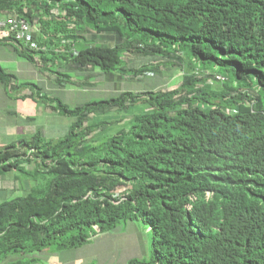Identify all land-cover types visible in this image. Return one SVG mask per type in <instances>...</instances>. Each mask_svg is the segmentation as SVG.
<instances>
[{
  "label": "trees",
  "instance_id": "16d2710c",
  "mask_svg": "<svg viewBox=\"0 0 264 264\" xmlns=\"http://www.w3.org/2000/svg\"><path fill=\"white\" fill-rule=\"evenodd\" d=\"M4 13L41 30L36 51L0 39L30 63L145 78L163 61L181 80L74 108L39 97L74 123L60 139L0 150V176L32 184L0 204V261L36 264L130 223L149 228L151 252L126 264H264V0H0ZM140 103L144 113L95 144L111 123L94 116Z\"/></svg>",
  "mask_w": 264,
  "mask_h": 264
},
{
  "label": "crops",
  "instance_id": "0c3cea01",
  "mask_svg": "<svg viewBox=\"0 0 264 264\" xmlns=\"http://www.w3.org/2000/svg\"><path fill=\"white\" fill-rule=\"evenodd\" d=\"M31 30L34 35L41 34V30L37 29L36 25L31 26ZM41 51L46 54L48 59H50L53 57L52 52L55 50L50 47L47 49L42 48ZM128 59H126V61ZM57 61L59 62L55 61V63H50L49 61H45L42 63L38 57H35V63H30L19 55L14 43L0 44V69L3 73L11 77L9 86H4L0 83V150L9 145L15 144L22 139L32 137L37 133H40L47 139H60L67 135L68 130L74 121L69 119L70 122L67 121V125L66 121H63L62 116L54 112L48 103L40 99L43 96L59 100L65 106L71 108L66 98L67 95H70L73 90L86 92V90L96 89L101 83H104L102 86L110 85L117 95L124 92L135 94L142 93L141 91L135 92L136 90L127 87L132 84L141 83L149 77H157L163 81V84L170 85L168 88L154 86V90L169 89L180 83L179 81L175 85L171 84V81L175 80L176 77L174 74L172 77L170 76V73L166 72L163 61H159L161 68L158 72L154 74L148 73L145 78H132L130 76L121 75L110 76L103 74L95 67H86L82 70L76 71L72 70L67 62L64 63L62 60ZM132 62H134L132 66L137 68L142 65L151 64L154 61H135V59H133ZM59 75H66L69 80L64 82L63 85H59L57 82V77ZM59 94L61 96H59ZM86 103L77 104L74 107L82 106ZM127 112H125V114ZM116 113L117 112H112V114ZM131 119L132 116L128 117L129 121ZM38 120H41L40 125H37ZM91 121L94 124L104 122L102 120L97 121V117L95 116ZM119 121H116L115 118L113 120L114 123H119ZM15 176L17 175L0 176V199L9 197L2 202L18 197H24L30 192L32 184L25 179H21L20 176H17L16 178ZM18 179L22 181L19 182ZM18 193L22 194V196H18ZM2 202H0V204ZM132 225L135 227L134 224ZM131 232L133 233L135 231L132 230ZM110 234L104 235L109 237L114 236ZM95 240H97V238ZM62 252L65 251L59 253L62 254ZM33 258L35 259L36 257L33 256ZM52 258L53 260H46L48 262L47 264L62 263L59 255L56 254L52 256ZM94 259L95 257L90 259H86L85 257L73 258L69 264H93ZM21 260H24V258L11 257L0 261V263L10 264ZM96 261L99 264H106L105 261L100 263L99 259ZM108 264H114V261L112 262L111 260Z\"/></svg>",
  "mask_w": 264,
  "mask_h": 264
},
{
  "label": "rangeland",
  "instance_id": "374dc122",
  "mask_svg": "<svg viewBox=\"0 0 264 264\" xmlns=\"http://www.w3.org/2000/svg\"><path fill=\"white\" fill-rule=\"evenodd\" d=\"M173 75V73H170ZM176 75V79L171 81L172 85L177 84L181 80V74ZM166 76V74H165ZM170 77V76H169ZM173 77V76H172ZM104 83H101V85H98L96 89H90L86 90V92H78L76 90H73L70 95H67V100L69 106L73 108L77 104L86 103V102H97V101H103L110 99L112 97H115L117 94L113 91L112 87L110 85L102 86ZM154 86H158L160 88L162 87H170V85L163 84V81H161L159 78L155 77H149L145 79L143 82L138 84H132L131 86H128L127 88H132L133 90H136L135 92H146V91H152L154 90ZM75 89V88H74ZM170 89V88H169ZM59 96H61L59 94ZM63 96V95H62ZM145 105L140 103L132 108L129 109V111L125 114L123 112H117L116 114H108L105 116H96L97 121H104L106 123H111L103 132H97L96 134V142L95 144H99L101 142H104L108 140L110 137L114 136L119 130L124 129L129 126V120L128 117H133L137 114H142L145 112ZM114 118L116 121H119V123H114ZM63 121H69V118L63 117ZM113 122V123H112ZM41 120L37 121V125H40ZM68 125V123H67ZM9 175H17L20 176L22 179V175H18V173L12 172L7 174ZM19 182L22 180L18 179ZM123 189L117 190L118 192ZM19 194V193H18ZM17 194V195H18ZM16 195V196H17ZM18 196H22V194H19ZM9 198V197H8ZM0 199V202H2L5 199ZM139 228H136L132 224H127L126 226L122 225L117 228L116 232H112L114 235L112 237L101 235L97 240H92V242L82 246L81 248L77 250H66L65 252H62L60 254L57 251H44L40 255L36 254L35 257L37 259L38 264H47L48 262L46 260H53L52 256L59 255L60 261L62 263L60 264H69L71 259L73 258H80L85 257L86 259H90L92 257H95L93 264H99L96 260L99 259L100 263H103L105 261L106 264H108L111 260L114 261V264H126L128 260L131 259H148L149 254L151 252V233L148 227L142 226L141 224H138ZM135 232H131V231ZM144 231V232H142ZM141 232V233H140ZM100 239V240H99ZM29 260V258H26ZM91 262V261H90ZM36 263V264H37ZM1 264V263H0Z\"/></svg>",
  "mask_w": 264,
  "mask_h": 264
},
{
  "label": "built area",
  "instance_id": "2783aa9c",
  "mask_svg": "<svg viewBox=\"0 0 264 264\" xmlns=\"http://www.w3.org/2000/svg\"><path fill=\"white\" fill-rule=\"evenodd\" d=\"M55 17H62L65 13L61 10H53ZM0 39L12 40L21 43L25 48L31 51L38 50V44L33 39V33L29 23L22 17L14 14L0 15ZM215 81H223L220 76L215 77Z\"/></svg>",
  "mask_w": 264,
  "mask_h": 264
}]
</instances>
